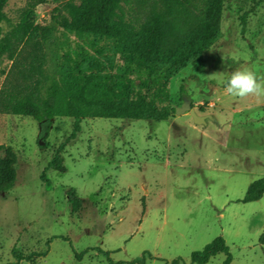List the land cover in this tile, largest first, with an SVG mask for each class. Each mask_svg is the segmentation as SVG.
<instances>
[{"label": "rangeland", "instance_id": "obj_1", "mask_svg": "<svg viewBox=\"0 0 264 264\" xmlns=\"http://www.w3.org/2000/svg\"><path fill=\"white\" fill-rule=\"evenodd\" d=\"M28 1L7 3L5 32ZM67 1L35 9L34 23L54 29L43 65L49 79L81 85L84 75L96 84V77H127L134 94L152 98L164 88L163 104L180 107L187 98L197 115L213 120L196 125L189 113L163 121L86 117L71 138L72 118L57 116L45 130L33 118L0 112V145L17 156L16 182L0 192V264L13 260V250L46 249L35 264H128L143 253L154 257L146 264H191V254L217 237L231 264H264V194L241 201L264 178V96L224 90L235 70L264 77V0H219L215 41L161 82L135 72L123 42L77 36L61 9ZM209 1L194 2L203 19ZM19 62L0 57V91L20 79ZM69 191L80 200L76 213ZM224 260L218 254L206 264Z\"/></svg>", "mask_w": 264, "mask_h": 264}, {"label": "trees", "instance_id": "obj_2", "mask_svg": "<svg viewBox=\"0 0 264 264\" xmlns=\"http://www.w3.org/2000/svg\"><path fill=\"white\" fill-rule=\"evenodd\" d=\"M10 0H0V57L17 61L22 66L20 79L0 91V112L33 118L45 130L57 116L74 120L71 138L80 132L83 118H112L131 120H166L174 108L163 104L164 88H156L152 98L133 93L132 81L127 77L113 79L82 76L81 85L49 79L43 69L46 50L51 44L49 26L35 24L38 5L58 0H29L19 15L18 22L8 31L1 26L6 21L4 8ZM195 0H69L61 9L70 19L69 28L77 36L97 34L123 42L125 57L135 65V72H146L144 80L162 81L174 76L191 60L203 53L217 38L216 18L219 0H210L205 19L197 14ZM133 93V94H132ZM165 101V100H164ZM48 133L39 139L44 141ZM17 156L11 147L0 145V192L11 189L17 179ZM264 194V178L248 187L243 203L254 202ZM71 211L76 213L80 200L68 192ZM264 244V234L260 238ZM49 242H47L48 246ZM48 254V249L23 255L13 250V260L3 264H35ZM85 251L76 254L81 258ZM109 259V253L104 252ZM223 254V264H231L232 257L224 239L217 237L202 250L191 254V264H206ZM154 257L149 253L128 264H146ZM177 258L169 264H180ZM109 264H125L123 262Z\"/></svg>", "mask_w": 264, "mask_h": 264}, {"label": "clouds", "instance_id": "obj_3", "mask_svg": "<svg viewBox=\"0 0 264 264\" xmlns=\"http://www.w3.org/2000/svg\"><path fill=\"white\" fill-rule=\"evenodd\" d=\"M225 92L236 98L264 96V77L254 71L241 69L232 71L224 80Z\"/></svg>", "mask_w": 264, "mask_h": 264}, {"label": "water", "instance_id": "obj_4", "mask_svg": "<svg viewBox=\"0 0 264 264\" xmlns=\"http://www.w3.org/2000/svg\"><path fill=\"white\" fill-rule=\"evenodd\" d=\"M175 114L180 115L182 113H189L194 124L196 125H207V120H213V118L209 115H197L194 108L191 106V101L187 98H184L183 103L180 107L174 108Z\"/></svg>", "mask_w": 264, "mask_h": 264}]
</instances>
